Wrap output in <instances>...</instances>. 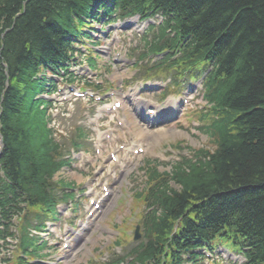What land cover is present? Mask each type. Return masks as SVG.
<instances>
[{
    "label": "trees",
    "instance_id": "1",
    "mask_svg": "<svg viewBox=\"0 0 264 264\" xmlns=\"http://www.w3.org/2000/svg\"><path fill=\"white\" fill-rule=\"evenodd\" d=\"M93 1L0 0V165L12 177L1 187L17 206L51 207L48 179L65 163L58 161L41 103L33 99L43 89L34 77L62 57L63 36L75 33L76 21L83 27ZM139 1L171 10L181 29L189 4L197 6L187 25L198 43L187 60L220 48L221 86L212 81L211 111L218 121L207 135L213 148L197 150L186 166L175 165L164 176L174 187L148 176L145 201L156 208L145 217L149 239L133 250L134 258L152 263L169 241L173 246L230 229L249 244V264H264V0Z\"/></svg>",
    "mask_w": 264,
    "mask_h": 264
},
{
    "label": "rangeland",
    "instance_id": "2",
    "mask_svg": "<svg viewBox=\"0 0 264 264\" xmlns=\"http://www.w3.org/2000/svg\"><path fill=\"white\" fill-rule=\"evenodd\" d=\"M94 28H99L98 25H94ZM141 28V25L138 29L130 30L128 31L123 38H119V44L112 45V42L109 40V38L106 37L104 39H107L108 41L101 42V45H97L96 51L100 54L101 61H98L100 67L98 70L105 69L107 65L110 66L112 56L115 52L120 51V46L122 44L126 45V47H134L138 46L137 44L139 42V34L138 30ZM100 33H104V30ZM98 34H96L95 37H97ZM101 38H103V34H99ZM122 39V40H121ZM126 39L127 41H123ZM124 55L122 54V57ZM131 55L130 57H132ZM119 69H117V66H110V73L107 75V79L110 82H113L114 89L113 92L118 95H122L126 97L127 91L124 90V88H121V84H124V80L130 76L132 72L129 71V69H124L122 66H118ZM85 69V66L82 67V70ZM78 71V70H76ZM98 74V73H97ZM98 78V77H96ZM198 102L194 99L190 101L186 111L184 114L191 109H193ZM88 109V107L80 106L79 109H76V106L74 103L69 104L68 106V112L70 113V117H75L76 120L80 121L85 120L86 126L89 128L90 131H92V127L90 123L93 119L97 117V114L95 113L93 117L88 116L87 112L85 111ZM62 110V108H61ZM105 119L104 117H102ZM111 119V118H109ZM188 119L185 117H182L181 120L170 124L164 128L158 129L154 132H148L145 133L142 131L141 128H137L136 130L132 131L134 133V137H141L144 141V145L146 146V154L144 156L139 157L138 161H136V166L134 170L132 169L130 172V168L128 167L127 174L125 177L122 178L121 182L119 183V179L121 178L120 173L117 175H112L110 178V185H113V179L117 180L116 183V189L120 188L123 193L122 201L123 205L115 206L116 197H120V195H116L115 197L111 198L108 203L106 204L104 211L102 215L99 217V219L94 223L93 228L91 227L90 230L86 233H81L82 237L84 239L89 238L88 244L86 242L81 243V246H76L74 249L70 251V253H77L76 258L69 259V263L71 264H97L101 259L105 260V257H108L107 255L103 254L101 255L100 252L102 249L106 248L109 245L110 241H113L112 236L105 235L103 232L96 231L94 229L95 225H99L100 227L105 226V224L108 222L113 223L114 225H118L120 221L125 220L126 217L129 215V203L131 201L130 197V191L131 188L136 186L137 184H140L143 181V177H140V173H137V168L140 166V161L143 162L147 158L151 159H157L159 161L163 162H172L176 160L175 158L178 156V153H181L182 151L183 155H188L189 150H194L197 148L207 147L208 141L207 137L202 134H196V130L192 128L191 124L189 123ZM59 126L63 127L64 122L58 123ZM129 130V128H127ZM127 132V131H126ZM158 135L159 139L154 138L155 134ZM158 133V134H157ZM176 142H180V146L182 147V150H172ZM87 146L90 147V143H87ZM188 149H185L187 148ZM185 149V150H184ZM92 155V150L90 151V155ZM83 162L80 160H77L75 164L72 166L71 170L63 169L60 171L55 179H62L64 181H72L75 186H77L78 196H83V194H80L81 191L86 190L89 186H91V189L94 190L93 180L96 177V175L93 173L92 167L83 166ZM81 168V169H80ZM163 168H159V170H162ZM169 168H164V170H168ZM80 170V171H79ZM83 170V171H82ZM117 176L116 178H114ZM118 200H121L120 198ZM114 204V205H113ZM84 205L85 202H84ZM110 207L109 209H107ZM114 211H113V208ZM115 215H113L112 212H116ZM131 220H135L132 218ZM106 227V226H105ZM131 227L130 222H127V224L124 226V229H129ZM107 228V227H106ZM80 229V228H79ZM80 232V231H79ZM128 234H131L128 233ZM134 244L133 242H129L127 246H124V248L129 247L130 245ZM73 247V245H72ZM67 261V260H66Z\"/></svg>",
    "mask_w": 264,
    "mask_h": 264
},
{
    "label": "bare ground",
    "instance_id": "3",
    "mask_svg": "<svg viewBox=\"0 0 264 264\" xmlns=\"http://www.w3.org/2000/svg\"><path fill=\"white\" fill-rule=\"evenodd\" d=\"M153 134H155V136H154L155 140H156V139H159V138H158V135H156V133H153ZM157 134H158V133H157Z\"/></svg>",
    "mask_w": 264,
    "mask_h": 264
}]
</instances>
